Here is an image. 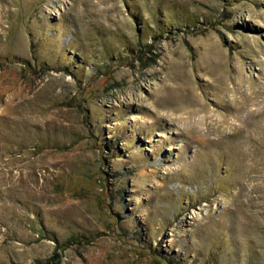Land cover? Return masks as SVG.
I'll return each mask as SVG.
<instances>
[{
    "label": "rangeland",
    "instance_id": "374dc122",
    "mask_svg": "<svg viewBox=\"0 0 264 264\" xmlns=\"http://www.w3.org/2000/svg\"><path fill=\"white\" fill-rule=\"evenodd\" d=\"M0 264H264V0H0Z\"/></svg>",
    "mask_w": 264,
    "mask_h": 264
},
{
    "label": "bare ground",
    "instance_id": "6f19581e",
    "mask_svg": "<svg viewBox=\"0 0 264 264\" xmlns=\"http://www.w3.org/2000/svg\"><path fill=\"white\" fill-rule=\"evenodd\" d=\"M190 98V97H189ZM190 100H192L191 98H190ZM194 100V99H193ZM196 102V101H195ZM189 103H190V101H189ZM187 105V104H186ZM189 105H192V103H190ZM198 105H199V103H198ZM182 107V106H181ZM184 110V109H183ZM202 111V110H201ZM180 112H182V111H180ZM182 113H184V114H187L188 116L190 115V116H196L197 114H198V110H195L194 108H186L185 109V111H183ZM186 118H188V117H186ZM190 119V118H189ZM200 120V119H199ZM202 120V119H201ZM191 121V120H190ZM197 122V121H196Z\"/></svg>",
    "mask_w": 264,
    "mask_h": 264
}]
</instances>
